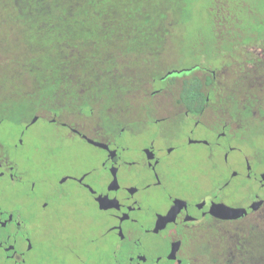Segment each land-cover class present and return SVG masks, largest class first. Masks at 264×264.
Here are the masks:
<instances>
[{
	"label": "flooded vegetation",
	"instance_id": "1",
	"mask_svg": "<svg viewBox=\"0 0 264 264\" xmlns=\"http://www.w3.org/2000/svg\"><path fill=\"white\" fill-rule=\"evenodd\" d=\"M214 3L222 12V0ZM241 9L243 19L253 14L249 5ZM107 18L117 34L124 23L130 24L129 18ZM231 18L235 36H215L219 44L216 54L199 52L198 60L189 67H179L178 59L165 50L160 41L166 40L165 30L164 36H155L154 40H130L137 30L135 25L124 32L125 36L120 33L126 40L111 58L121 62H117L119 68L114 73L122 76L124 102H111L102 94L99 101L84 106L88 109L71 101L68 105L77 109L54 113L41 110L22 120L15 113L12 126L23 129L40 121L58 125L102 152L100 161H96L102 176L93 168L81 173L69 169L55 183L59 187L72 183L87 195L104 216L106 232L114 244L103 259H82L64 231L34 230L33 210H48L53 200L64 196L47 185L43 187L44 197L34 200L36 183L31 180L20 200L17 194L6 199L0 192V264H264L262 150L251 146L253 155L247 157L242 149L248 148L243 130L257 126L264 136V36L255 26V18L249 23L250 31L241 29L240 25H246L238 13ZM260 24L262 28L264 22ZM132 60L142 66L140 73L129 79L128 72L135 71L130 69ZM147 104L157 107L155 116L147 115ZM131 107L144 116H129ZM138 129L141 132H135ZM198 130L212 131V139L195 137ZM23 138L22 130L15 148L23 146ZM184 144L217 149L220 161L229 166L228 177L216 193L171 191L174 182L167 173L168 165ZM230 152L242 154L241 170L232 167ZM240 175L254 181L258 192L238 205L224 200L221 193ZM26 176L4 151L0 152L1 182L13 186L21 184ZM98 198L107 201L106 209H100ZM217 205H223V210L214 214Z\"/></svg>",
	"mask_w": 264,
	"mask_h": 264
},
{
	"label": "rangeland",
	"instance_id": "2",
	"mask_svg": "<svg viewBox=\"0 0 264 264\" xmlns=\"http://www.w3.org/2000/svg\"><path fill=\"white\" fill-rule=\"evenodd\" d=\"M184 3L186 7L182 9L183 15L173 16L174 18L170 15L165 21L167 24L172 22V27L166 33L167 40H160L164 42L165 50L178 59L179 67H189L198 60L199 52L204 51V54L207 52L210 56L216 54L215 50L219 44L214 41L216 40L215 18L217 20L223 17L226 19L227 14L231 19L236 13L241 18L245 15V13L242 15L240 13L242 6L245 5L252 8L253 14H248L250 17L248 19L241 18L246 25V27L240 25L242 30L250 31L248 26L253 18H264V0H222V12L218 11V5L214 3V0H185ZM262 29L264 36V25ZM4 37L0 32L1 40H4ZM129 65L130 69L135 70L128 72L127 76L130 79L132 74L140 73L138 71L142 63L132 60ZM183 75L185 73L177 76L182 77ZM153 108L157 109L155 106ZM129 113L131 117L144 116V113L137 110ZM11 117L13 116L6 113L4 116L0 115V152L4 151L21 171L26 172L27 176L21 184L13 186L0 181L2 196L10 199L17 194L19 200L24 198L28 192L27 182L31 180L36 183L34 200L44 197V186L48 185L50 189L56 188L61 191L64 197L61 200H53L50 209L42 211L36 207L33 210L35 213L33 229H40L41 233L62 230L67 234L72 246L82 259L95 260L96 257L103 259L109 247L114 244L113 238L106 232L104 216L96 211L87 195L79 191L74 184L67 183L59 187L55 183L56 179L69 169L81 173L93 168L97 175L102 176L104 173L102 174L101 168L96 163L100 161L102 152L80 138L70 135L58 125L40 121L21 129L18 126H12ZM255 127L257 126L242 131L246 137L245 146L248 147L242 148L244 149L243 155H253L250 147H258L262 150L261 159L263 158L264 161V136H261V131L258 132ZM22 130L24 133L23 146L15 148V141ZM176 131L180 133L181 130ZM135 132H141V129ZM195 137L211 140L213 133L210 130H198ZM182 146V150L171 157L168 165L167 173L174 182L171 191L174 194L186 193L185 189L193 190L194 193H206L207 191L211 195L216 193L229 173V166L219 159V151L201 145L184 144ZM240 156L242 157V154L238 152L229 153L230 163L237 170H241L243 166ZM257 188L254 181L240 175L223 189L221 197L239 205L248 200L253 192H258ZM47 197L53 198V195ZM63 257L67 258L64 255Z\"/></svg>",
	"mask_w": 264,
	"mask_h": 264
},
{
	"label": "trees",
	"instance_id": "3",
	"mask_svg": "<svg viewBox=\"0 0 264 264\" xmlns=\"http://www.w3.org/2000/svg\"><path fill=\"white\" fill-rule=\"evenodd\" d=\"M184 2L0 0V32L5 36L0 38V115L10 114L13 123L15 113L22 120L41 110L77 109L68 105L71 101L88 109L84 106L99 101L102 94L111 102H124L122 76L114 73L121 62L111 58V53L118 52L126 40L124 32L134 25L137 30L130 40L164 36L163 30L168 33L172 27L165 21L170 15H183ZM125 7L133 13L123 11ZM108 15L129 18L131 25L124 23L119 34L114 33ZM226 16L224 22L216 18L214 22L215 36L225 39L235 36L234 20ZM255 21L257 29L263 31L260 22L264 18ZM31 102L40 104L29 105ZM146 106L144 110L155 116L154 108Z\"/></svg>",
	"mask_w": 264,
	"mask_h": 264
},
{
	"label": "water",
	"instance_id": "4",
	"mask_svg": "<svg viewBox=\"0 0 264 264\" xmlns=\"http://www.w3.org/2000/svg\"><path fill=\"white\" fill-rule=\"evenodd\" d=\"M88 142L96 146L99 145V143L93 142L91 140H89ZM261 178L264 180V174L261 176ZM97 202L99 204L100 209H106L108 207L107 201L105 199L98 198ZM222 207L223 205L214 206L213 208L214 214L215 213L218 214L219 212H222L223 210ZM226 210L227 212H230V213H241L242 212V210H231V209H226Z\"/></svg>",
	"mask_w": 264,
	"mask_h": 264
}]
</instances>
